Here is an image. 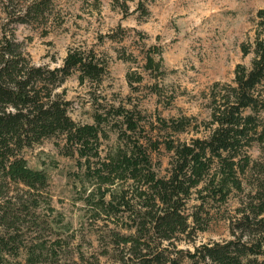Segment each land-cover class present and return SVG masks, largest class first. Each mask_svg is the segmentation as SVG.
<instances>
[{"label":"trees","instance_id":"16d2710c","mask_svg":"<svg viewBox=\"0 0 264 264\" xmlns=\"http://www.w3.org/2000/svg\"><path fill=\"white\" fill-rule=\"evenodd\" d=\"M13 1L0 0L7 19L0 28V264H48L54 254L57 242L47 246L44 239L50 225L35 212L48 194L49 177L30 168L22 152L58 136L64 137L63 155L76 156L84 178L96 186L85 203L97 215L127 213L132 232L112 235L119 264H264V179L250 181L256 165L247 152L264 140V9L257 13L250 68L238 65L232 83H215L210 89L207 135L173 138L193 126V118L180 116L159 118L158 130L166 136L153 139L140 133V113L112 108L124 127L114 124L123 146L101 158L100 127L108 114L95 113L94 124H78L57 90L75 73L81 84H99L107 73L106 61L93 50L71 48L59 67L33 65L9 26L41 21L53 0H26L19 6ZM242 49L247 55L251 47ZM153 53L159 61L148 54L145 68L160 76L163 60L159 51ZM162 147L170 160L167 174L160 177L152 154ZM243 183L254 188L231 222L232 239L193 251L178 249L206 229L204 206L226 203L232 193L244 191ZM193 196L200 204L188 214ZM22 253L23 263L17 261Z\"/></svg>","mask_w":264,"mask_h":264},{"label":"rangeland","instance_id":"374dc122","mask_svg":"<svg viewBox=\"0 0 264 264\" xmlns=\"http://www.w3.org/2000/svg\"><path fill=\"white\" fill-rule=\"evenodd\" d=\"M13 2L19 6L26 0ZM261 9L264 0H53L41 21L9 27L35 66L59 67L71 48L93 50L106 61L107 73L99 84H81L75 73L57 90L78 124H94L95 113L108 114L100 127L99 151L104 158L123 146L114 125L121 119L110 113L112 108L140 113V133L153 139L166 136L158 130L159 118L180 116L193 118V126L173 138L183 141L207 135L204 122L210 116V89L215 83H232L238 65L250 68ZM3 11L0 3V28L7 20ZM243 46L251 47L249 54L243 53ZM157 51L163 60L160 76L145 68L148 54L159 61L153 53ZM139 78L140 82H135ZM261 91L264 97V86ZM117 126L124 130L121 124ZM63 147L64 137L58 136L22 152L30 168L49 177L48 194L35 211L52 230L49 235L44 233L47 246L57 242L47 262L119 264L120 250L112 244V235L132 232L127 227V213L97 215L92 204L85 203L96 186L84 178L76 156L63 155ZM160 150L152 154V160L162 177L167 174L170 154L163 147ZM247 152L256 165L250 181L264 179V140ZM243 187V192L232 193L224 204L205 205L206 229L197 231L192 242H181L178 249L193 251L202 244L232 239L231 222L239 217L238 209L249 202L254 185L243 183ZM199 204L193 196L187 213ZM24 259L22 253L17 261L23 263Z\"/></svg>","mask_w":264,"mask_h":264}]
</instances>
